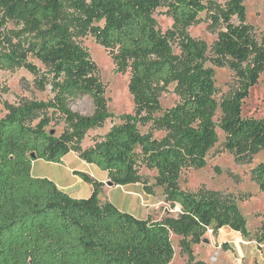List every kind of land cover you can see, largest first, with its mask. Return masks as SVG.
<instances>
[{
	"label": "trees",
	"instance_id": "obj_1",
	"mask_svg": "<svg viewBox=\"0 0 264 264\" xmlns=\"http://www.w3.org/2000/svg\"><path fill=\"white\" fill-rule=\"evenodd\" d=\"M225 1L215 11L204 0H0V30L9 22L22 26L16 41L0 40V73L24 67L34 75L36 88H50L52 95L49 102L8 105L0 118V264H171V232L182 238L189 264H207L195 260L191 245L200 244L209 230L217 234L230 228L249 238L237 199L188 193L179 183L184 169L207 166L218 127L225 134L224 149L237 163L251 164L264 150V118L243 116V104L264 73V41L246 22L245 0ZM165 5L174 30L162 35L154 13ZM203 13L214 28L221 27L212 46L213 66L207 65L208 45L185 32ZM86 36L114 51L118 72L131 70L135 115L122 117L100 142L83 149L87 134L112 116L97 65L80 42ZM175 40L180 55L173 51ZM217 67L229 68L240 84L221 101L216 99ZM172 84L182 101L156 117ZM6 91L0 81V103ZM83 97L92 101L91 115L71 109ZM55 120L65 125L60 135L50 129ZM156 132L164 136L157 139ZM71 152L117 187L141 183L140 166L156 171L157 185L180 214L154 222L101 204L103 183L77 170L73 175L92 186L89 198H73L55 182L32 175L34 161L61 164ZM251 178L264 192V162L252 169ZM256 242L264 244V226Z\"/></svg>",
	"mask_w": 264,
	"mask_h": 264
},
{
	"label": "rangeland",
	"instance_id": "obj_2",
	"mask_svg": "<svg viewBox=\"0 0 264 264\" xmlns=\"http://www.w3.org/2000/svg\"><path fill=\"white\" fill-rule=\"evenodd\" d=\"M212 10L225 7V0H204ZM247 11V24H249L262 43L264 41V0H245ZM71 10L67 9L68 17ZM158 30L162 35L174 30V21L168 6H162L154 13ZM233 22L238 24L237 19ZM18 23L9 22L5 29L0 30V40L8 38L16 41L21 31ZM219 29L211 25L207 13L199 17V21L190 26L185 32L195 40L204 41L209 51L206 55L207 65L213 66L212 46L218 38ZM82 46L89 52L92 60L98 68V77L105 86V98L109 113L112 115L102 128L90 131L82 143L83 149L93 147L100 142L103 136L113 125L120 124L122 117L135 115V104L129 91L131 70L118 72L114 61V51L105 49L91 36L80 40ZM173 51L180 55L179 41L172 42ZM38 67L42 65L30 57ZM215 85L217 88L216 99L221 101L236 91L240 84L235 74L227 67L215 68ZM0 81L7 89L2 95L0 103V118H4L8 105L19 106L27 102H49L52 98L50 88L47 91H39L35 84V77L24 67L15 68L12 71L0 73ZM182 101L176 91V85L167 87L162 94L160 103L162 113L173 108ZM71 109L82 115H91L94 112L92 101L83 97L73 101ZM243 116L246 118H264V73L258 84L250 91L249 97L243 104ZM221 111L217 112L215 122L219 124ZM65 128L61 120H55L50 129L60 135ZM149 126L142 127L141 131L147 133ZM218 143L208 153L207 166L201 170L184 169L180 177V188L188 193L198 194L203 191L223 193L231 195L238 200L242 215L247 219L249 238H243L238 232L230 228H224L217 234L209 230L204 240L197 245H191V253L196 261H204L207 264H264V244L259 247L256 236L264 226V192L251 178L254 167L264 162V150L256 154L251 164H239L232 154L224 149L225 134L217 128ZM163 132H156L155 137L161 139ZM86 173L103 183L101 204L112 203L121 212L135 216L138 219H151L154 222H163L167 218H177L181 212L179 206H172L166 201L165 192L156 182L157 172L145 166H140L139 174L142 182L126 187L109 186L107 174L95 165L87 164L80 159L79 154L71 152L61 164L36 160L33 163L32 175L36 178H47L55 182L62 191L73 198L86 199L92 194V186L83 182L71 171ZM171 240L175 250V257L171 264H189V253L181 246L182 238L171 232Z\"/></svg>",
	"mask_w": 264,
	"mask_h": 264
},
{
	"label": "water",
	"instance_id": "obj_3",
	"mask_svg": "<svg viewBox=\"0 0 264 264\" xmlns=\"http://www.w3.org/2000/svg\"><path fill=\"white\" fill-rule=\"evenodd\" d=\"M54 134V132H52ZM33 158H35V155H33ZM109 186H113V183L109 182Z\"/></svg>",
	"mask_w": 264,
	"mask_h": 264
},
{
	"label": "crops",
	"instance_id": "obj_4",
	"mask_svg": "<svg viewBox=\"0 0 264 264\" xmlns=\"http://www.w3.org/2000/svg\"><path fill=\"white\" fill-rule=\"evenodd\" d=\"M72 173L74 172V171H71ZM58 186V185H57ZM59 187V186H58ZM61 189V188H60ZM110 203V202H109Z\"/></svg>",
	"mask_w": 264,
	"mask_h": 264
}]
</instances>
